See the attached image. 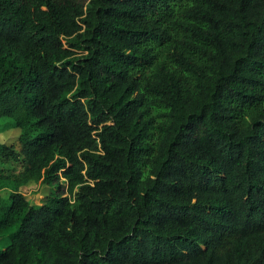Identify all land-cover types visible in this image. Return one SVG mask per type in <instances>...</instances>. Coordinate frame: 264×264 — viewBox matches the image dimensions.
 <instances>
[{"label": "trees", "instance_id": "trees-1", "mask_svg": "<svg viewBox=\"0 0 264 264\" xmlns=\"http://www.w3.org/2000/svg\"><path fill=\"white\" fill-rule=\"evenodd\" d=\"M11 130L0 264H264V0H0Z\"/></svg>", "mask_w": 264, "mask_h": 264}, {"label": "rangeland", "instance_id": "rangeland-1", "mask_svg": "<svg viewBox=\"0 0 264 264\" xmlns=\"http://www.w3.org/2000/svg\"><path fill=\"white\" fill-rule=\"evenodd\" d=\"M19 131L11 130L7 132H0V145H17V136ZM21 166L18 163L10 162V161H1L0 160V171L4 172L5 174H12L18 171H21ZM52 187L48 186L47 184L41 182H30L25 186L20 187V191L25 195L27 200L31 203L39 204L41 199L47 195ZM3 197H6L9 193L7 190H3L0 192ZM7 244L6 241L0 242V248L4 247Z\"/></svg>", "mask_w": 264, "mask_h": 264}]
</instances>
